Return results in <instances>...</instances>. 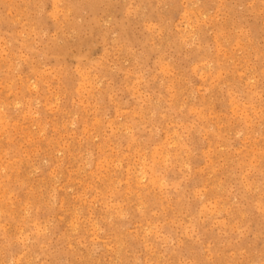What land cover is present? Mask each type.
Wrapping results in <instances>:
<instances>
[{
	"label": "rangeland",
	"instance_id": "1",
	"mask_svg": "<svg viewBox=\"0 0 264 264\" xmlns=\"http://www.w3.org/2000/svg\"><path fill=\"white\" fill-rule=\"evenodd\" d=\"M0 264H264V0H0Z\"/></svg>",
	"mask_w": 264,
	"mask_h": 264
},
{
	"label": "bare ground",
	"instance_id": "2",
	"mask_svg": "<svg viewBox=\"0 0 264 264\" xmlns=\"http://www.w3.org/2000/svg\"><path fill=\"white\" fill-rule=\"evenodd\" d=\"M55 2V1H54ZM56 4V3H55ZM204 63V62H203ZM52 108V107H51ZM193 108V107H192ZM5 115V114H4ZM118 126V125H117ZM8 128V127H7ZM88 135V134H87ZM160 158V157H159ZM114 161V160H113ZM158 161V160H157ZM71 164V163H70ZM39 181V180H38ZM153 186V185H152ZM70 187V186H69ZM8 226V225H7Z\"/></svg>",
	"mask_w": 264,
	"mask_h": 264
}]
</instances>
